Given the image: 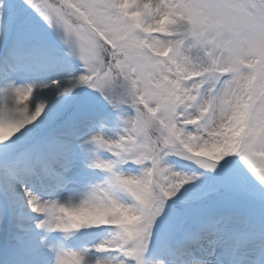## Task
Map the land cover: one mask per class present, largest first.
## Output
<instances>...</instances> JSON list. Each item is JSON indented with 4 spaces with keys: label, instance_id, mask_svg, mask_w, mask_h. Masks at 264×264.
<instances>
[{
    "label": "snow or ice",
    "instance_id": "1",
    "mask_svg": "<svg viewBox=\"0 0 264 264\" xmlns=\"http://www.w3.org/2000/svg\"><path fill=\"white\" fill-rule=\"evenodd\" d=\"M0 264H264V0H0Z\"/></svg>",
    "mask_w": 264,
    "mask_h": 264
}]
</instances>
